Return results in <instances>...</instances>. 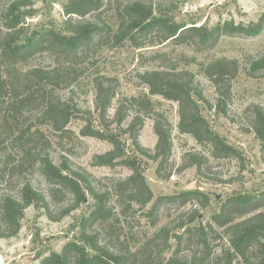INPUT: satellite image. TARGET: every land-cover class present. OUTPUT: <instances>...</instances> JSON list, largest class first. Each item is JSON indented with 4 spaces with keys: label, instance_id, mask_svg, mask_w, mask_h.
Returning <instances> with one entry per match:
<instances>
[{
    "label": "rangeland",
    "instance_id": "obj_1",
    "mask_svg": "<svg viewBox=\"0 0 264 264\" xmlns=\"http://www.w3.org/2000/svg\"><path fill=\"white\" fill-rule=\"evenodd\" d=\"M67 1L69 0H27L30 5L26 8L32 11L27 22L32 27L55 26L65 32L64 4ZM131 1L133 0H104L101 10L88 14L86 19L101 20L111 28H116L122 9ZM9 2L10 0L0 1V14ZM154 3L176 20L209 26L227 20L248 23L264 12V0H154ZM1 28L0 21V30ZM159 34L157 31L144 34L137 40L141 44L136 45L130 39L118 43L109 33L106 35L110 37L108 40L106 37L104 42L93 43L84 54L75 59L43 53L25 65L52 68L60 64L68 77V85L64 83L60 93L69 99L78 113L69 123L68 131H55L46 124L38 123L36 111L29 107L18 110L14 120L9 123L4 122L0 116V173H4V179L0 183V198L3 194L20 198L21 186L25 180L30 181L35 188L47 191L48 184L35 159L39 152L50 154L56 164H62L64 158L70 159L73 167L89 171L100 187H108L116 181L126 179L132 174V170L125 165L109 167L95 164V155L112 149V143L81 134V129L89 120L103 132L117 131L125 145L126 155L136 158L140 164L154 197L145 207L131 203L130 208L127 207L130 202L126 197L114 198L115 212L121 213L124 209V213L119 216L120 222L116 224L115 231L118 237H114L112 244L120 248L129 247L132 251L139 250V257L149 259L154 264H164L167 258L174 255L186 260H191L195 255L200 257L196 237L192 232L185 231V228L180 229L181 222L187 224V227L200 223L205 225L212 222L213 214L220 211L222 203L233 193L256 195L264 191V146L252 128L251 114L253 105L264 106V71L250 70L252 62L264 54V30L257 36L222 35L211 48H205L194 40L163 41ZM222 57L236 59L239 63V72L232 83V98L226 114L214 107L218 98L216 87L202 70L204 64ZM166 67L186 69L195 75L209 101V105L200 103L203 116L212 129L243 152L242 159L212 157L209 146L199 144L191 134L179 130L178 103L162 95H151L148 85L142 79L147 71ZM97 74L117 80L116 96L108 111L110 119L115 117L119 101L124 97L149 95L154 102L155 111L164 114L170 121L172 155L160 173L157 171L158 162L141 155L128 134L117 130L116 123L110 126L101 123L95 109L94 78ZM2 111L1 106L0 113ZM133 114L124 121V127L130 123ZM154 122L155 115L145 116L144 126L139 132L141 145L152 153L158 138ZM36 128L40 129L39 138H36ZM30 145L33 146V156L26 158L24 154ZM194 151L209 156L201 172L184 160L186 153ZM20 164L24 165L18 167ZM187 190H202L207 193L210 198L209 206H201L197 202L183 205L177 201L165 200L149 213L158 197ZM67 201L68 197L63 203L53 206L55 215ZM93 206L94 200L89 196L87 202L58 221L50 219L44 209L28 207L18 234L0 238V264H39L43 256L62 251L67 242L80 241L79 222ZM195 209L200 216L192 223L190 218L195 214ZM163 226L182 234L183 242L179 244L176 238H172L170 246L160 251L161 245H155L150 239ZM209 240L211 256L196 264H226L224 253L230 249L228 232L214 223ZM160 243L162 242L159 241ZM252 257V253L247 257H236L233 264H251L249 261Z\"/></svg>",
    "mask_w": 264,
    "mask_h": 264
},
{
    "label": "trees",
    "instance_id": "obj_2",
    "mask_svg": "<svg viewBox=\"0 0 264 264\" xmlns=\"http://www.w3.org/2000/svg\"><path fill=\"white\" fill-rule=\"evenodd\" d=\"M103 4L104 0L67 1L64 4L66 19L63 32L55 26L32 27L27 22L32 13L26 8L30 5L27 0H10L0 14V108L2 106L3 109L0 116L4 122H11L18 110L29 107L36 111L38 123L46 124L55 131L66 132L71 120L78 115L69 99L60 93L63 84L68 85V77L60 64L52 68L25 66L38 54L48 53L54 57L67 56L75 59L84 54L93 43L106 41L104 39L109 33L118 43L130 39L140 45L138 37L157 31L163 41L194 40L205 48H211L222 35L257 36L264 30V12L248 23L227 20L214 26L197 25L196 22L186 23L169 16L154 0L129 2L122 9L116 28H111L101 20L86 19L88 14L100 11ZM109 38L108 36L107 40ZM202 70L216 87L218 98L214 107L226 114L232 98V83L239 72L238 61L227 57L216 58L204 64ZM250 70L264 71V54L252 62ZM142 79L148 85L151 95H162L178 103L179 130L191 134L199 144L209 146L212 157L239 160L244 157L243 152L212 129L203 116L200 103L209 105V101L191 71L166 67L147 71ZM94 86L95 109L101 123L107 126L116 123L117 130L128 134L141 155L158 162L157 171L160 173L169 163L173 149L171 123L167 117L155 111L154 102L149 95H139L121 99L115 117L110 119L108 111L116 96L117 80L97 74ZM209 107L213 108L212 105ZM131 113H134L131 121L124 127L123 123ZM251 114L252 128L264 146V106L253 105ZM150 115H155L154 131L158 137L153 153L139 141L144 117ZM28 131H31V126ZM36 134V138H39V128H36ZM81 134L108 140L113 145L105 153L95 155L96 165L115 167L122 164L129 167L132 174L111 186L100 187L89 171L73 167L70 159L64 158L62 164H56L50 154L39 152L35 159L40 164V171L49 188L42 191L25 180L21 186L20 198L11 194L1 196L0 238L18 234L25 211L30 206L44 209L50 219L58 221L87 202L91 196L94 206L79 222L80 241L67 242L62 251L43 256L39 264H154L149 259L139 257V250L132 251L129 247L120 248L112 244L114 237H118L115 231L116 224L120 222L119 216L124 213V209L121 213L115 212L114 198L126 197L130 202L127 207L130 208L131 203L145 207L154 197L140 164L136 158L126 155L125 145L117 131L103 132L89 120L81 129ZM32 147L30 145L26 148L24 157L33 156ZM184 160L201 172L209 156L194 151L186 153ZM3 177L4 173L1 172L0 183ZM66 197L67 203L60 206L55 215L53 206L63 203ZM165 200L177 201L183 205L188 202H197L201 206L210 204L209 195L204 191L187 190L158 197L149 213ZM194 213L190 218L192 223L200 216L196 209ZM214 223L224 227L229 235L230 249L224 253L226 264H233L234 258L247 257L249 253L253 256L249 261L251 264H264V191L256 195L233 193L222 203L220 211L213 214L212 222L205 225L200 223L187 227V224L181 222L179 228H185V231L192 232L196 237L200 257L195 255L191 260H186L174 255L167 258L164 264H196L207 260L211 256L209 233L213 230ZM172 238H176L179 244L183 242L182 234L163 226L150 241L161 245L160 251H163L170 246ZM159 241L162 243L159 244Z\"/></svg>",
    "mask_w": 264,
    "mask_h": 264
}]
</instances>
